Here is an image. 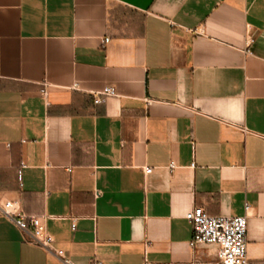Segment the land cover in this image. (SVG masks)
I'll list each match as a JSON object with an SVG mask.
<instances>
[{
    "label": "crops",
    "instance_id": "0c3cea01",
    "mask_svg": "<svg viewBox=\"0 0 264 264\" xmlns=\"http://www.w3.org/2000/svg\"><path fill=\"white\" fill-rule=\"evenodd\" d=\"M6 201L72 264H215L194 206L264 264V0H0ZM27 240L0 216V264H60Z\"/></svg>",
    "mask_w": 264,
    "mask_h": 264
},
{
    "label": "built area",
    "instance_id": "2783aa9c",
    "mask_svg": "<svg viewBox=\"0 0 264 264\" xmlns=\"http://www.w3.org/2000/svg\"><path fill=\"white\" fill-rule=\"evenodd\" d=\"M114 95L113 89L106 87L95 94L93 103L95 105L102 104L105 99ZM43 96H45V92H43ZM23 168L24 166L21 165L17 171L19 186H21V170ZM150 172L149 168L144 169L145 175ZM247 210L248 208L245 207L246 212ZM0 216L8 220L20 233L26 235L29 245L38 247L54 256L60 264H72L63 251L54 249L53 239L45 226L47 217L26 215L18 201H6L0 204ZM247 218V214L240 217L210 216L204 208L194 206L184 215V219L190 224L192 230V238L188 247L191 250L200 246L213 248L216 257L215 264H248L246 257ZM70 221L71 229L74 230L76 218H70ZM145 264L148 263L145 262Z\"/></svg>",
    "mask_w": 264,
    "mask_h": 264
}]
</instances>
